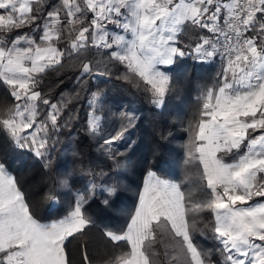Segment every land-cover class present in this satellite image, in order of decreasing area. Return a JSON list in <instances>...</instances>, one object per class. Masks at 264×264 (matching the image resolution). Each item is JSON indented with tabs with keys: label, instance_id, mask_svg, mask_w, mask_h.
<instances>
[{
	"label": "snow or ice",
	"instance_id": "6c2138e0",
	"mask_svg": "<svg viewBox=\"0 0 264 264\" xmlns=\"http://www.w3.org/2000/svg\"><path fill=\"white\" fill-rule=\"evenodd\" d=\"M93 49L104 59H87ZM82 56L81 90L86 76H110L119 64L125 71L118 78L158 108L171 89L162 66L185 57L220 59L213 83L197 96L198 118L186 129L185 181L147 172L126 226L103 233L111 242L103 264H264V0H0V83L12 100L0 105V132L46 169L68 125L60 123L64 110L80 91L52 103L41 90L43 78ZM105 96L98 91L89 100L92 135L102 127L97 113ZM123 138L121 131L105 144ZM123 154L111 158L118 165ZM189 166L201 170L195 189L184 187ZM54 187L70 191V175H58ZM98 190L107 205L119 184L89 181L63 216L42 222L20 179L0 161V264H72L67 243L93 226L86 205ZM43 198L60 202L53 189ZM201 225L214 233L213 250L196 239ZM83 264H92L86 245Z\"/></svg>",
	"mask_w": 264,
	"mask_h": 264
},
{
	"label": "trees",
	"instance_id": "16d2710c",
	"mask_svg": "<svg viewBox=\"0 0 264 264\" xmlns=\"http://www.w3.org/2000/svg\"><path fill=\"white\" fill-rule=\"evenodd\" d=\"M52 2L54 0H49V3ZM84 59L82 56L65 61L63 68L49 72L43 78L41 90L48 94L52 103L61 100L62 94L68 97L70 93L80 91L79 98L72 99L60 120L62 125L67 120L68 125L57 134V143L51 150V167L44 168L43 163L28 149L17 147L3 132H0V161L20 179L42 222L63 216L73 200L72 194L83 190L89 181L94 180L101 186L118 183L119 191L115 197L109 198L107 205L103 203L106 194L98 190V194L86 205L87 214L94 221L93 226L86 230L85 235L67 243L72 264H83L84 245L92 264H103L105 253L111 250V242L103 233L107 228L126 226L129 214L135 208L144 173L153 170L165 178L185 181L186 129L190 121L198 118L201 105L197 96L201 89L213 83L220 70V59L217 57L212 62L203 63L185 57L166 66L171 77V89L159 108L134 83L118 78L125 71L119 64L112 66L110 76L101 77L95 72L91 77L86 76L81 90L76 77ZM87 59L95 63L104 58L93 49ZM98 91L106 93L103 111L97 113L103 116V122L100 132L92 135L87 123L91 109L89 100ZM11 103L6 86L0 83V105L10 106ZM127 116L134 117L131 124ZM121 131L124 132L122 140L105 144L106 140ZM129 144L131 148L127 147ZM117 151L124 153L118 157V165L111 158ZM199 171L189 166L190 175L184 183L186 189H195L200 184ZM63 174L70 175V191L54 187L56 177ZM50 189H53V195L59 197L58 205L43 198ZM205 220L208 224L212 223L210 213H205ZM201 228L202 231L196 232V239L206 249L213 250L217 242L212 229L203 225ZM214 258L217 262L221 259L215 252Z\"/></svg>",
	"mask_w": 264,
	"mask_h": 264
},
{
	"label": "crops",
	"instance_id": "0c3cea01",
	"mask_svg": "<svg viewBox=\"0 0 264 264\" xmlns=\"http://www.w3.org/2000/svg\"><path fill=\"white\" fill-rule=\"evenodd\" d=\"M166 67V66H165ZM149 170H147L145 173H144V175H143V177H142V182H141V187H140V189L142 188V186H143V181H144V178H145V176H146V174H147V172H148ZM137 202H138V198H137ZM136 202V203H137ZM136 205V204H135ZM61 217V216H60ZM60 217H58V218H60ZM58 218H56V219H58ZM53 220H55V219H52V220H48V221H46V222H51V221H53Z\"/></svg>",
	"mask_w": 264,
	"mask_h": 264
},
{
	"label": "rangeland",
	"instance_id": "374dc122",
	"mask_svg": "<svg viewBox=\"0 0 264 264\" xmlns=\"http://www.w3.org/2000/svg\"><path fill=\"white\" fill-rule=\"evenodd\" d=\"M162 68H163V70L167 71V69H166L165 66H162ZM90 111H92V110H91V109L89 110V112H88V117H89V113H90ZM87 121H88V118H87Z\"/></svg>",
	"mask_w": 264,
	"mask_h": 264
}]
</instances>
